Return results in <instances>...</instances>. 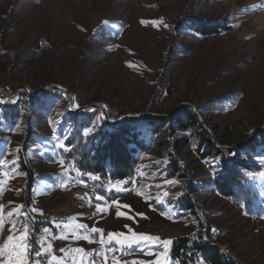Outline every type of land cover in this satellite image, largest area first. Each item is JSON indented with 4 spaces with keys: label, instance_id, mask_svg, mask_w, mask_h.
Here are the masks:
<instances>
[{
    "label": "rangeland",
    "instance_id": "rangeland-1",
    "mask_svg": "<svg viewBox=\"0 0 264 264\" xmlns=\"http://www.w3.org/2000/svg\"><path fill=\"white\" fill-rule=\"evenodd\" d=\"M161 19L170 27L152 23ZM190 19L230 30L193 35L180 29ZM38 97H47V105L38 108ZM0 101V247L11 246L9 235L11 243L19 237L9 231L15 216L8 212L25 205L34 217L30 241L50 243L60 264H81V255L82 264H104L102 251L107 264H178L172 244L165 251L161 242L182 237L210 241L241 264H264V156L249 160L248 185L237 190L239 199H229L213 185L219 177L214 166L223 157L198 153L203 129L225 152L264 133V0H0ZM72 104L79 108L70 109ZM188 114L200 128L166 124ZM93 122L97 130L86 135ZM140 122L158 128L127 180L78 177V158H62L58 137L65 126L70 131L63 137L71 138L79 126L81 142L90 143L109 134L106 126L119 131L116 125ZM191 185H200L197 193ZM97 195L106 199L97 201ZM184 198L195 213L183 209ZM113 200L131 208H117ZM78 223L88 227L78 229ZM93 227L103 229L104 244ZM109 232L160 241L123 251L108 244ZM81 233L93 242L76 239ZM196 256L197 264H205ZM5 259L0 256V264Z\"/></svg>",
    "mask_w": 264,
    "mask_h": 264
},
{
    "label": "trees",
    "instance_id": "trees-1",
    "mask_svg": "<svg viewBox=\"0 0 264 264\" xmlns=\"http://www.w3.org/2000/svg\"><path fill=\"white\" fill-rule=\"evenodd\" d=\"M181 30L188 31L190 34L211 37L220 33L228 32L230 28H226L222 24L213 22H204L192 20L184 22L181 25ZM75 118H73L74 120ZM192 114L185 117L177 118L174 121L166 122V124H175L177 129H190L198 125L197 122L192 121ZM76 120V119H75ZM74 120V121H75ZM196 123V124H195ZM119 131H114L113 126H106V136L100 134L94 138L90 143L81 142L85 134L82 133V127L77 126L73 130L71 138L63 137L70 129L64 127L62 134L58 137L70 151H63L65 160L73 162L75 159L78 168L84 170V173L93 174L100 177V179L112 181H124L129 179L136 167L137 161L141 154H144L147 149L146 140L151 138L157 132L158 123H135L130 126L116 125ZM200 128V126H198ZM84 128V127H83ZM68 129V131H66ZM81 130V131H80ZM148 130V135L144 136V132ZM199 131V130H198ZM200 148L198 153L201 156L215 155L222 156L223 160L217 164L216 169L219 177L216 176L213 182L215 189H217L226 198L239 199L237 190H244L248 185L250 178L249 172L253 171L252 164L249 160L254 161L256 156H264V133L257 136V139L247 146L237 147L232 152L219 151L212 143L206 130H200ZM69 136V135H68ZM80 136V138H78ZM174 145V144H173ZM79 146V148H75ZM176 146V145H174ZM75 148V150L71 149ZM64 149V148H62ZM81 149V151H80ZM204 151V152H203ZM232 153V155H229ZM243 157V158H241ZM73 164V163H71ZM76 165V164H75ZM21 170L30 175L24 163H21ZM198 186V187H197ZM190 187L192 194L198 192L200 185ZM183 209L189 213H195L194 207L189 200L184 198ZM201 255L205 264H241L230 254L226 253L216 244L210 241L203 240L192 242L186 237L177 238L172 243L171 259L178 264H197Z\"/></svg>",
    "mask_w": 264,
    "mask_h": 264
},
{
    "label": "snow or ice",
    "instance_id": "snow-or-ice-1",
    "mask_svg": "<svg viewBox=\"0 0 264 264\" xmlns=\"http://www.w3.org/2000/svg\"><path fill=\"white\" fill-rule=\"evenodd\" d=\"M141 23H145V21H141ZM154 25L156 26H160L163 25L165 28H169L170 26L163 21L162 19L160 21H153L152 22ZM74 99V98H73ZM2 102V101H0ZM13 103H15V101H13ZM48 103V99L47 97H38L36 100V106L38 108L43 107L45 105H47ZM69 108L74 110L76 108H79L78 104H72L69 105ZM85 111H91V109H85ZM104 114L101 113L100 117H98V119H103ZM98 125L93 122L92 126L89 128H86L84 130V133L86 135H94V132L97 130ZM55 132V130H53ZM61 148H64L65 151H70V149L64 145V144H59L58 145ZM229 155H232V153H229ZM59 164L63 165L65 162L63 160L58 162ZM207 163V161H206ZM76 175L82 176V175H88L90 176L91 179L93 180H99L100 177L95 176L93 174H89V173H82L79 169H76ZM161 175H163V173H161ZM70 178V177H69ZM80 183L84 186L86 185V182L84 180H81ZM166 183H178V181H166ZM155 187L159 188L160 185H155ZM107 190V189H106ZM18 191V190H17ZM110 191V190H109ZM85 196H87V194H85ZM82 198V197H80ZM91 197L88 198V206H92L91 204ZM95 199L97 201L100 200H105V197H102L100 195H97L95 197ZM11 203V202H9ZM112 203L116 204L117 208L120 207H125V208H131L130 205H120L118 200H113ZM21 211H10L8 212V216L9 217H13L15 216V219L11 220V227L9 229L10 232L16 231L19 232L20 235L18 238H15V242L11 243L14 241V236L13 235H9L7 237L8 242H10L9 244H5L3 247H0V256H6V259L4 261V264H30V261H34V264H42L43 259L50 255L52 252V245L50 243H48L46 240L41 239L36 241L35 245L30 241V237L32 235L33 229L31 228L30 225V221H34V217H30L29 213L24 210L25 209V205H20L18 206ZM96 209L97 212H103L105 210L104 206H102L101 204H96ZM3 210V205H0V213H2ZM33 212H38L39 214L42 215V211L33 208L32 209ZM116 215L118 217L120 216H124L125 213L121 212V211H117ZM137 215H141L143 216V213H137ZM23 217V223L21 224V220L20 218ZM128 218H132V217H128ZM3 227V219H2V215H0V228ZM57 227H59V225H57ZM88 226L84 223H78L76 224V228L78 229H86ZM125 227H128L127 225H125ZM44 232H48L49 229L45 228L43 230ZM75 231V230H74ZM91 232L93 233H99L100 234V243L104 244V233H103V229H98L93 227L91 229ZM60 238L62 239H66V236H61ZM85 239L87 240L89 243L93 242L92 239L87 236V235H83L78 234L76 236V239ZM115 242V245L117 248H119L120 250L123 251H135L137 248H139L141 251H143V248H140V245L142 243H148V242H152V241H160V237L159 236H151V235H147V234H137V233H132L131 236H127L125 234L116 232H109L107 235V242L110 245L112 242ZM162 245L165 248V251H167V248L169 245L172 244V240L171 239H165L162 242ZM7 249V252L5 251ZM61 252L64 251V249H60ZM76 253H84L83 249H75L74 250ZM116 251V248H112V247H108L107 248V252H114ZM151 254V253H149ZM100 256L104 257V264H107V260H108V255L106 254V252H100L99 253ZM81 260V264L83 261V256L81 255L80 257ZM113 260H118L117 257H113ZM53 262H55V264H60V261L58 260V257L56 255H50V261L49 264H53ZM73 264H76V261L73 260ZM124 264H128L127 261L124 262ZM132 264H140V262L138 261H133ZM159 264V262H158Z\"/></svg>",
    "mask_w": 264,
    "mask_h": 264
}]
</instances>
